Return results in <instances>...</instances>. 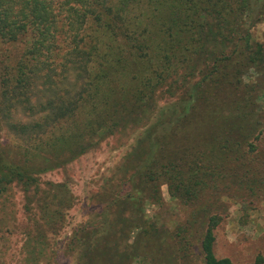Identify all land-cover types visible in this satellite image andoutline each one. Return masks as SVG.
<instances>
[{"label":"trees","instance_id":"16d2710c","mask_svg":"<svg viewBox=\"0 0 264 264\" xmlns=\"http://www.w3.org/2000/svg\"><path fill=\"white\" fill-rule=\"evenodd\" d=\"M262 19L264 0H0V134L14 140L0 143V194L16 185L39 194L40 174L134 131L130 190L117 206L128 208L125 219L137 237L158 248L163 238L144 208L159 203L161 184L172 199L193 201L211 173L194 149L232 151L238 144L230 136L240 133L241 123L250 129L234 93L241 74L263 54L249 32ZM159 94L174 100L159 106ZM207 126L212 132L204 139ZM67 186L43 194L39 215L33 201L26 206L36 235L26 236L24 264H36L45 255L41 241L62 229L75 201ZM112 203H106L111 210ZM218 221L209 217L201 238L203 264H233L214 254ZM2 226L0 219L1 233ZM95 233L106 238L114 231ZM185 233H175L182 253ZM155 239L160 243L152 245ZM77 240L73 234L69 241ZM141 241L129 246L131 258ZM97 246L86 244L77 264H92L88 252ZM250 264H264V258Z\"/></svg>","mask_w":264,"mask_h":264},{"label":"rangeland","instance_id":"374dc122","mask_svg":"<svg viewBox=\"0 0 264 264\" xmlns=\"http://www.w3.org/2000/svg\"><path fill=\"white\" fill-rule=\"evenodd\" d=\"M249 32L253 48L261 46L263 54L241 74L238 91L234 94L240 98L241 107L247 113L250 129L246 130L241 123L240 133L230 136V140L238 144L232 151L216 149L213 152L209 147L194 149L201 157L200 165L211 173L203 179L205 185L193 201L184 203L172 199L167 184H161L159 203H147L144 208V216L155 223L156 230L160 231L157 236L163 238L158 248L148 247L144 238L137 237L125 219L129 215L128 208L117 206L130 190L127 170L131 167L132 157H128V152L137 133L129 131L106 138L82 156L40 174L39 194L34 188L24 193L19 185L0 194L2 263L26 262L29 249L24 253L23 244L26 236L34 238L36 230L28 222L24 210L31 200L39 215L38 206L44 202L43 194L51 193L52 186L65 183L75 200L74 205L66 212L60 232L57 235L48 233L47 239L41 241L45 255L38 257L36 264L45 261L77 264L80 254L85 253L86 244L94 243L98 244L97 248L88 252L92 264H203L199 244L211 216L219 220L213 230V251L217 258H228L233 264H250L258 256L264 258V19L253 23ZM228 47L223 51H228ZM158 96L159 106L174 100L167 95ZM245 100L251 103L250 109L246 108ZM210 132L211 127H204V139L209 138ZM8 138L12 140L10 135L1 132L0 143H7ZM111 199L112 210L106 205ZM104 209L107 218L101 219ZM15 228L19 230L15 231ZM103 229H113L114 233L106 238H95V232ZM179 229L186 231L187 240L182 242L184 253L180 252L175 236ZM27 230L31 231V236L26 235ZM91 230L94 233H89ZM73 234L78 239L75 243L69 241ZM133 240L142 241L134 246L135 256L131 258L128 254ZM157 243L160 241L155 239L152 245ZM101 257H106V262Z\"/></svg>","mask_w":264,"mask_h":264}]
</instances>
